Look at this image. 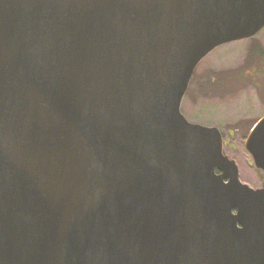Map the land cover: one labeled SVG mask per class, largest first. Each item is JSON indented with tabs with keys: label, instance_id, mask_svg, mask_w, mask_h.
I'll return each instance as SVG.
<instances>
[{
	"label": "water",
	"instance_id": "obj_1",
	"mask_svg": "<svg viewBox=\"0 0 264 264\" xmlns=\"http://www.w3.org/2000/svg\"><path fill=\"white\" fill-rule=\"evenodd\" d=\"M263 28L264 0H0V264H264V187L180 110Z\"/></svg>",
	"mask_w": 264,
	"mask_h": 264
},
{
	"label": "rangeland",
	"instance_id": "obj_2",
	"mask_svg": "<svg viewBox=\"0 0 264 264\" xmlns=\"http://www.w3.org/2000/svg\"><path fill=\"white\" fill-rule=\"evenodd\" d=\"M180 106L188 121L218 128L223 153L235 161L242 183L253 189L264 186V173L244 147L253 124L264 115V28L207 54Z\"/></svg>",
	"mask_w": 264,
	"mask_h": 264
},
{
	"label": "flooded vegetation",
	"instance_id": "obj_3",
	"mask_svg": "<svg viewBox=\"0 0 264 264\" xmlns=\"http://www.w3.org/2000/svg\"><path fill=\"white\" fill-rule=\"evenodd\" d=\"M264 187V186H263Z\"/></svg>",
	"mask_w": 264,
	"mask_h": 264
}]
</instances>
